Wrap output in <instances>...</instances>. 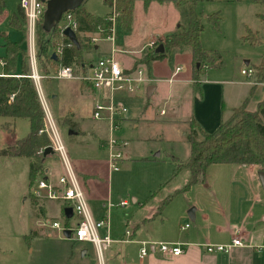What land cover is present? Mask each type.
<instances>
[{
    "label": "crops",
    "instance_id": "0c3cea01",
    "mask_svg": "<svg viewBox=\"0 0 264 264\" xmlns=\"http://www.w3.org/2000/svg\"><path fill=\"white\" fill-rule=\"evenodd\" d=\"M20 1L21 0H19L16 12L9 16L5 15L7 11L6 0L5 12L0 16V23L8 19L10 30L16 34L15 37H13L11 31L0 32V78L19 77L20 74L19 69L16 73L8 69L5 50L6 43L21 45L24 51H26L25 61L30 69L27 43L26 41L24 42L26 35H24L25 33L21 30V28H24L26 32L25 17L20 16ZM101 1L107 8L103 16H97L94 12L89 10L88 3L90 0H84L83 8L93 16L106 18L111 14L112 7H108L103 0ZM142 2L145 12H147L154 3L162 7L168 6V4L177 6L175 0H142ZM134 4L133 24L129 34L135 31L136 0H134ZM199 5L200 4H198L197 7ZM186 7L188 11L187 15L185 14V16H182L183 13L178 11L179 17L170 26L172 27L169 30L171 32L163 37L158 36L156 33H152L154 35L148 39L139 51H132L136 50L135 48L140 47V45H135L136 43L128 39L126 40V44L123 45L124 47L120 48L117 46L118 41L116 38L112 43L101 36L102 38L99 39V42L94 44V50L85 54L84 65L77 70V74H85L88 65L108 56H113L126 72L134 71L138 67L145 68L151 81L150 84L148 83L149 85L147 84V89L153 88L151 95L148 97L156 94L162 84L167 88L168 103L166 106L169 109L170 115V120L167 123L174 128L179 138L189 147V151L188 147L186 148L187 155L182 159L177 156H171L173 162L172 177L169 179L166 186L161 189V191L164 192V196L158 200L159 202L154 208L131 218L129 223L130 228H127V230H119L118 227L112 224L110 219L111 211L114 207H122L121 204L124 202L127 203L125 207H128L129 203L127 200H122L119 204L117 203L114 205V203L111 202L112 199L109 190L107 198L109 205L102 206L103 212L93 205L92 215L94 220L101 221L107 219L109 222L108 228L99 231L102 238L109 235L112 240V244L107 251L108 264H264V250H258L259 247L264 246V189L259 177V174L264 171L260 167L213 165L208 168L204 182L188 189H186V187L191 180V173L189 170H182L177 176H173L176 166L174 159L186 162L190 158V146L185 139L186 133L188 132L182 129V125L194 122L202 131L213 134L219 129L221 124L232 115L233 111L240 108L246 101H249L248 104H250L251 100L255 99L258 105L264 98V83H256L254 78L245 77L244 80L239 82L224 80V77H221L223 74L221 73L222 68L220 67L223 62L218 52L217 55L220 56V59L214 58L211 65L210 63L206 64L196 79L193 72V61L190 73L183 78H181L179 74L181 68H177L173 74H164V70L167 69L163 68L166 66L164 64L168 58L153 61L150 63L149 67L145 64H141L146 56L150 52H153L151 49L144 52L149 43L165 39L168 36L181 33L187 29L189 6ZM177 8L179 7L177 6ZM198 14L202 19H208V15L203 16L204 13L202 12H198ZM186 22L187 26H185ZM202 36L201 42L203 46ZM159 48L160 47L156 48V53ZM210 55L213 56L216 54L210 53ZM1 62L5 65H1ZM213 65L216 67H212ZM247 65H250V62H247ZM165 75H168V77L165 78ZM76 82L79 83L82 91H90L96 101L99 100L98 94L89 85L80 81ZM166 84L168 86H166ZM227 86L236 89L234 94L230 95V104L226 100ZM128 97L129 96L121 97L119 102L125 106L124 100ZM55 99H57V96L53 95L52 100ZM69 112L71 113L68 115L71 116H69L71 121L78 125L79 132L69 130V138H77V143L68 141V146L73 157L75 168L79 175H81L79 179L81 178L80 182L85 191L87 200L88 202H92L94 186H98L99 182L94 183V179H96L94 170L88 172L85 166L94 164L96 158H93V155L90 156L89 153H85L88 155L83 153L92 152L96 155L95 150L103 151L108 167V153L106 148L108 126L106 123L93 120V126L87 127V124L82 123L75 117V112ZM160 114L161 116H165L167 112L162 110ZM0 118L4 120L3 125L11 121L14 123L17 122V120L11 118ZM126 122L127 118H124L119 131H121L122 125ZM10 135H12L11 131H9L7 135L4 133L6 140V136H8L9 140L11 139ZM96 138L100 141L101 145H99V142L91 146L88 144V146L85 147L92 149H84V145H87L90 139L93 140ZM22 139L16 138L14 140L13 137L14 141L11 140L12 143L9 145ZM48 159H50L49 156L45 158V163L48 162ZM142 161H147V159H143ZM123 164H125L124 161ZM81 166H83V169ZM115 173L117 172L110 173L108 167V182L111 181V177ZM45 174L46 177L57 182L63 172L62 174H58L57 170H53L51 167H45ZM92 183L94 184L92 185ZM170 197H173L172 201L159 213L160 206ZM140 199L139 197L133 198V202L137 204ZM144 199L146 203L148 197ZM153 200L145 204V206L148 204L150 205ZM110 205H112V207H110ZM35 208H37L39 212V208L45 212V215H42V217H46V214L49 212L58 214V216L64 219V224L67 223L66 210H72L69 205L54 201H42L39 206ZM72 217L70 219H72ZM70 219L69 224H71ZM54 223L59 222L56 221ZM127 232H131L130 238L127 237ZM38 236L40 235L38 234ZM234 239H239L242 242V246L232 247L229 253L208 254L205 250V245L208 244L230 246ZM73 243H78L81 247L79 248L71 245L68 249V260H66L65 264H77L76 261L73 260L76 254L75 251L77 250H79L78 257L81 258V261L87 260L86 257L89 256V248L87 246H92V244L76 242L74 240ZM144 243L180 245L184 254L174 258L164 256L158 251L150 249V255L145 259H141L140 253ZM84 263L87 264L86 261Z\"/></svg>",
    "mask_w": 264,
    "mask_h": 264
},
{
    "label": "rangeland",
    "instance_id": "374dc122",
    "mask_svg": "<svg viewBox=\"0 0 264 264\" xmlns=\"http://www.w3.org/2000/svg\"><path fill=\"white\" fill-rule=\"evenodd\" d=\"M18 3L19 0H7L5 15L11 16L16 12ZM88 8L97 16H103L107 11L101 0H90ZM178 11L183 13L182 16L187 15L188 12L186 6L177 8V6L168 4V6L162 7L156 3L152 4L145 12L142 0H136L135 31L129 34L117 25L115 34L118 41L117 46L123 48L128 39L136 43L135 45H140L132 51L141 50L148 39L154 35L152 33L163 37L171 32L169 31L172 28L170 26L179 17ZM197 12H202L204 13L203 16L208 15V17L214 14L220 15L219 30H216L208 19H202L204 26L202 41L204 48L209 53H219L221 56L223 62L220 66L223 74L221 77L230 82L244 80L245 77L241 74V70L258 65L264 55V47L261 45L250 46L243 43L241 38L246 36L247 28L252 32H258L262 38L264 37V23L258 19L259 14H264V6L255 5L254 0H214L213 2L200 3ZM185 26H187V22ZM7 31L11 30L8 19H5L0 23V32ZM11 33L15 37L16 34L12 31ZM95 38L99 42L102 37L95 35L93 39ZM25 41L27 43V35L24 38ZM159 41L151 43L157 44ZM148 50L150 48H146L144 52ZM191 55L190 48L173 50L164 64L166 66L163 69H167L164 70V74H173L177 68H181L180 77H186L192 67ZM214 57L215 55H211V58ZM247 62H250V65H247ZM212 67L216 66L213 65ZM164 77L167 78L168 75ZM148 85H144L137 94L124 100L128 109L125 117L127 122L122 125L121 131L115 133V136L118 139L128 141L129 147L125 150V164L122 162L119 165L120 170L111 177V183L108 182V167L104 152L95 150L96 155L92 152L83 153H89L90 156L93 155V158H96L94 164L85 166L88 172L94 170L96 175L94 183L99 182L98 186H94L92 202H88L91 213L93 205L101 212H103L102 206L109 205L107 198L110 190L111 202L114 205L119 204L122 200H127L129 203L128 207H114L110 215L112 224L123 231L130 228L131 218L151 210L164 196L161 189L172 177V157L177 156L182 159L187 155L186 148L188 145L179 138L174 128L167 123L170 120L169 109L166 106L168 103L167 88L162 84L156 94L148 97ZM166 86L168 85L166 84ZM41 87L49 111L66 146L70 163L79 178L81 175L75 168L68 146V141L77 143V138H69V127L64 124V120L71 113L69 111H73L78 120L87 124V127H92L94 124L92 122L93 109L97 101L90 91H82L76 81H59L45 77L41 82ZM235 90L230 86L226 88V100L229 104L231 102L230 95H233ZM51 95H56L57 99L52 100ZM256 106L257 103L253 99L247 105V109L254 112L257 109ZM162 110L167 112L165 116H161ZM3 124L4 120L0 118V150L7 148L12 143L13 137L14 140L16 138L22 139L29 134V122L27 120ZM182 129L190 133V123L182 125ZM9 131L12 135H10V140L6 136L7 141L4 133L7 135ZM47 138L49 139L48 136ZM199 139L202 138L199 137ZM97 142L101 145L97 138L90 139L87 145H84V149H92L85 146L88 144L90 146L96 145ZM49 157L45 167H51V169L57 170L58 174H62V162L59 156L54 154L49 155ZM143 159H147V161H142ZM30 161L28 158L0 156V264H65L71 245L79 248L81 246L78 243L74 244L71 239H66L62 232L53 228V223L56 221L61 226L64 225L65 221L62 217L53 212L42 217L38 209L32 204V198L29 194ZM81 168L83 169V166ZM137 197L141 199L136 204L133 202V198ZM147 197L148 201L145 203L144 198ZM152 200L150 205L145 206ZM75 222L76 220H73L71 224L74 225ZM87 247L89 248L87 260L81 261V258L78 257L79 250L75 251L73 260L77 264H82L85 261L87 264H108V250L103 253V261H101L95 247L93 245Z\"/></svg>",
    "mask_w": 264,
    "mask_h": 264
},
{
    "label": "trees",
    "instance_id": "16d2710c",
    "mask_svg": "<svg viewBox=\"0 0 264 264\" xmlns=\"http://www.w3.org/2000/svg\"><path fill=\"white\" fill-rule=\"evenodd\" d=\"M40 1L45 3L48 0ZM213 1L175 0L178 7L189 6L187 29L160 40L157 47L162 46L164 52L156 53V47L141 64L149 67L153 61L169 58L173 50L190 48L196 79L206 64H211L214 58L220 59L217 54L211 58L210 53L202 46L201 36L204 28L202 17L196 10L198 4ZM103 2L110 8L113 5V0H103ZM254 4L264 6V0H254ZM134 6V0H116V9L119 14L118 25L126 33L132 30ZM5 9L6 0H0V16L4 14ZM70 13L75 16L78 23L75 33L80 47L75 45L69 47L71 41L63 35L62 21L51 31L45 29L44 18L38 25L36 53L38 69L44 78L51 79V76L61 67H72L77 73V70L85 63V54L95 48L92 42L93 36H106L110 33L111 23L108 22L107 17L93 16L81 8ZM20 16L25 17L22 9H20ZM258 19L264 23V14H259ZM208 20L216 30H219L221 24L219 14L209 16ZM21 30L26 35L24 28ZM246 32V36L241 38L243 43L264 47V39L258 32H252L248 28ZM59 48H61V53L58 54ZM5 50L9 71L16 73L19 69L20 74L19 77L0 78V117L27 120L29 122V134L0 151V156L31 160L29 168L30 197L33 205L38 207L39 201L34 197L32 190L38 179L46 176L44 153L50 146L46 134L42 133L45 114L34 82L28 78L30 69L25 61L26 51L21 45L12 43H6ZM53 55H56V58H53ZM252 69L255 71V82L264 83V55L260 63L253 66ZM12 96L14 99L11 101ZM248 102L246 101L240 108L235 109L232 115L213 134L202 131L194 122L190 123L191 131L186 133L185 138L190 146V158L186 162L174 159L176 166L173 172V176H177L182 170L190 171L191 180L186 189L204 182L208 168L213 165L258 166L264 171V98L254 112L247 109ZM64 124L69 127V130L79 132L78 125L74 124L69 116L65 118ZM199 137L202 139L200 140ZM172 198H168L160 206L159 213L172 201ZM39 210L41 215H45L44 211L40 208ZM66 222L67 225H70L68 218H66Z\"/></svg>",
    "mask_w": 264,
    "mask_h": 264
},
{
    "label": "built area",
    "instance_id": "2783aa9c",
    "mask_svg": "<svg viewBox=\"0 0 264 264\" xmlns=\"http://www.w3.org/2000/svg\"><path fill=\"white\" fill-rule=\"evenodd\" d=\"M20 7L26 20L28 60L30 65L28 78L34 82L45 114L42 133H45L49 137V147L59 156L63 168V174L58 178L57 182L44 176L38 179L32 193L39 202L54 201L69 205L73 213V217L70 221L76 220L75 224L67 225L65 223L61 226L60 223H53V228L62 233L69 230L72 233V240L92 244L95 247L98 257L103 261V253L110 248L112 240L109 235L102 238L99 231L108 228L109 222L107 219L101 221L94 220L85 191L70 163L66 146L49 111L41 87V82L44 80V77L38 70L36 33L38 25L44 18L46 5L40 0H21ZM111 10V14L107 17L108 22L111 23V30L110 33L103 36V38L113 43L115 41V30L118 25L119 16L116 9V0H113ZM62 23L64 30L70 28L75 31L78 27L75 16L70 12L63 16ZM92 42L95 44V42H97L96 38L92 39ZM72 46L73 44L70 43L69 47ZM156 47V43H149L146 48L153 50ZM59 53H61V48L58 49V54ZM1 65L5 64L1 62ZM241 74L246 78L255 77V71L252 68L243 69ZM51 78L59 81L76 80L83 82L89 85L98 94L99 100L94 106L92 119L97 122L106 123L108 126V139L106 145L108 167L110 173L118 172L120 170L119 165L125 160V150L129 147L128 141L118 139L115 136V133L120 130V125L128 112V109L119 102V99L123 96L137 94L144 85L151 82L147 70L143 67H138L134 71L126 72L113 56H108L88 65L85 74H77L72 67H61ZM13 99L14 96L10 98L11 101ZM121 206L125 207L127 203L124 202ZM110 207H112V205H110ZM127 237H131V232H127ZM241 246L242 242L239 239H234L230 246L208 244L205 245V250L208 254H226L229 253L232 247ZM150 249L158 251L164 256L174 258L184 254L180 245L144 243L140 258H147L150 255ZM258 250H264V246L259 247Z\"/></svg>",
    "mask_w": 264,
    "mask_h": 264
},
{
    "label": "water",
    "instance_id": "95a60500",
    "mask_svg": "<svg viewBox=\"0 0 264 264\" xmlns=\"http://www.w3.org/2000/svg\"><path fill=\"white\" fill-rule=\"evenodd\" d=\"M84 0H48L45 2L46 10L44 14V27L47 31H51L56 25H58L61 21L63 16L66 13L74 12L77 9L83 8ZM63 35L67 37L73 45L76 47H80L79 41L77 39V35L75 31L70 28L64 30ZM158 53H163L164 49L162 46L157 50ZM53 58H56V55H53ZM152 89L148 90V96L151 95ZM55 152L51 147H48L44 153V157H48L49 155H54ZM263 189H264V172L259 174ZM67 218L70 219L73 216L72 210H66ZM66 239H71L72 233L71 231L67 230L63 233Z\"/></svg>",
    "mask_w": 264,
    "mask_h": 264
}]
</instances>
